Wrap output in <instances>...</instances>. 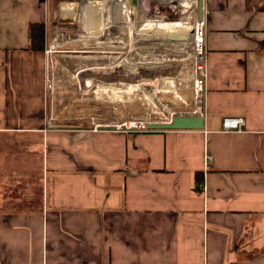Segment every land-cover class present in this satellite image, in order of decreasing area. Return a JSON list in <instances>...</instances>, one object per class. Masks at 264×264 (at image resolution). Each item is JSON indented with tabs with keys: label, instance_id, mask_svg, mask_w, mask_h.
Wrapping results in <instances>:
<instances>
[{
	"label": "crops",
	"instance_id": "crops-1",
	"mask_svg": "<svg viewBox=\"0 0 264 264\" xmlns=\"http://www.w3.org/2000/svg\"><path fill=\"white\" fill-rule=\"evenodd\" d=\"M60 2L82 16L0 0V264H264V0H205L204 127L136 133L46 130L82 117L46 90ZM85 2L88 26L129 15L128 0Z\"/></svg>",
	"mask_w": 264,
	"mask_h": 264
},
{
	"label": "rangeland",
	"instance_id": "rangeland-1",
	"mask_svg": "<svg viewBox=\"0 0 264 264\" xmlns=\"http://www.w3.org/2000/svg\"><path fill=\"white\" fill-rule=\"evenodd\" d=\"M64 1L80 3L82 0ZM154 1L128 0L130 10L129 15L121 19L123 26L107 21L88 26L86 5L83 6V20L80 16L64 18L60 14L63 1L58 3L49 18L52 35L48 49L51 50L50 75L58 81L51 102L55 99L59 110L79 114L82 116L79 121H87L91 116L117 121L141 115L144 111L152 112L158 99L177 109H190L194 105L192 45L180 46L176 40L165 39L163 33L153 28L191 29L195 0H168L165 5L160 4L163 0H157L156 7L150 4ZM89 27L102 28L97 35L104 44L93 41L86 44V40L80 39L91 34ZM87 79L93 84L142 82L145 88H155L150 94L154 103L141 90L129 92L122 101L95 99L94 85L87 86ZM86 90L89 93H85ZM185 102L189 105L185 106ZM152 113L153 118L158 117Z\"/></svg>",
	"mask_w": 264,
	"mask_h": 264
},
{
	"label": "built area",
	"instance_id": "built-area-1",
	"mask_svg": "<svg viewBox=\"0 0 264 264\" xmlns=\"http://www.w3.org/2000/svg\"><path fill=\"white\" fill-rule=\"evenodd\" d=\"M192 23V51H193V78H194V105L190 109H177L165 104L161 99L158 100V109H154L158 116L153 118V113L144 111L141 115H131L127 119L121 120H108L107 117H95L88 118V122L91 123L90 128L79 129L84 133L85 131H97L102 127L114 126L118 131L124 132H145L152 128L149 127L151 123H171L176 116H202V103L204 99V91L206 84V49H205V37H206V20L204 18L199 19L197 4L191 11ZM204 26V27H203ZM52 48V46H51ZM47 53H51L50 49L46 50ZM56 82L54 77H50L46 80V90L50 97L56 92ZM188 102H185V106H188ZM56 122L52 118L48 120L49 127H54ZM245 126V119L242 117L227 116L223 119V129L225 131H241Z\"/></svg>",
	"mask_w": 264,
	"mask_h": 264
},
{
	"label": "bare ground",
	"instance_id": "bare-ground-1",
	"mask_svg": "<svg viewBox=\"0 0 264 264\" xmlns=\"http://www.w3.org/2000/svg\"><path fill=\"white\" fill-rule=\"evenodd\" d=\"M120 1H124V0H120ZM196 4H197V1L195 0V5ZM83 6H85L84 1L82 3H80V8H81L80 13H81L82 16L85 14V11H84ZM129 10H130V6L128 4V11ZM185 23H188V22H185ZM149 27H151V26H148L147 28H149ZM98 29L101 30L102 28H98ZM98 29H96V30L93 29L92 32H91V34L88 37L87 36H81L80 39L81 40H84V41L86 40L85 41L86 43H90L89 41L92 38L93 39L92 40L93 42H95L97 44H104V41H102L101 39H99V36L97 35V33L100 31ZM153 30L155 32L159 33V34L160 33H163L165 39H168L169 41L176 40L175 43H177L180 46L182 45L185 48L189 44L192 45V42L194 40L193 37H192L193 35L191 33V29L190 28H185L184 30H181L180 28H177V29H172V28L171 29H167V28H164L162 26V28L161 27L160 28L154 27ZM106 42L107 43H112L111 40L110 41L107 40ZM170 82H172V81H170ZM86 84H87V86L94 85V87L92 89V93L94 94V98L95 99H105V98H108L110 101H122V100H125V97L124 96L129 95V92H132L134 90H141L145 94L146 98L152 104L154 103V101L151 98L150 94L155 90V88L152 89V90H150L148 88H145V87L142 86L143 85L142 82H140L138 84H128V83H123V82H99L97 84H93V82H92L91 79H87ZM119 87H121L122 89H120ZM84 92L85 93H89V91H87V90L84 91ZM174 95H175V93H174ZM156 109H158V102H157V104H155V110Z\"/></svg>",
	"mask_w": 264,
	"mask_h": 264
},
{
	"label": "water",
	"instance_id": "water-1",
	"mask_svg": "<svg viewBox=\"0 0 264 264\" xmlns=\"http://www.w3.org/2000/svg\"><path fill=\"white\" fill-rule=\"evenodd\" d=\"M205 0H197V9L199 19L203 18ZM55 127H68V128H90L91 123L88 122H67V123H55ZM150 128L161 129H181V128H203L204 118L202 116H176L171 123H151ZM101 129H115L114 126H106Z\"/></svg>",
	"mask_w": 264,
	"mask_h": 264
},
{
	"label": "trees",
	"instance_id": "trees-1",
	"mask_svg": "<svg viewBox=\"0 0 264 264\" xmlns=\"http://www.w3.org/2000/svg\"><path fill=\"white\" fill-rule=\"evenodd\" d=\"M45 30L43 24H33L31 27L32 48L42 49L44 47ZM199 180H201L198 177Z\"/></svg>",
	"mask_w": 264,
	"mask_h": 264
}]
</instances>
